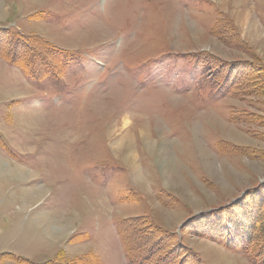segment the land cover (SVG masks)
<instances>
[{"label": "rangeland", "instance_id": "1", "mask_svg": "<svg viewBox=\"0 0 264 264\" xmlns=\"http://www.w3.org/2000/svg\"><path fill=\"white\" fill-rule=\"evenodd\" d=\"M0 27L73 58L39 82L0 59V256L11 255L0 264H44L60 250L131 264L121 220L177 234L264 189V95L217 89L228 73L203 58L264 67V0H0ZM180 238L205 264H251Z\"/></svg>", "mask_w": 264, "mask_h": 264}, {"label": "trees", "instance_id": "2", "mask_svg": "<svg viewBox=\"0 0 264 264\" xmlns=\"http://www.w3.org/2000/svg\"><path fill=\"white\" fill-rule=\"evenodd\" d=\"M37 43L34 35H24L10 28L0 27V59L17 67L33 82L58 78L73 58L67 51H61L45 41L42 44L45 52L39 51L37 46L40 45ZM205 57H208L204 60L207 67L220 71L225 69L228 73L224 81H220L219 75L214 78L219 83L217 89L221 90L220 84L227 90L232 88L231 91L249 84L252 89H256L254 94L264 95V67L259 61L225 64L211 56L203 55V58ZM196 58L194 57L198 60ZM151 226L145 216L123 219L118 223L116 229L129 263L152 264L154 261V264H205L201 256L182 244L180 233L184 230L197 238L215 243L228 252L245 255L251 264H264V242L258 244V241L264 238L262 184L247 190L238 201L193 216L181 225L177 234ZM2 257L11 255L4 254L0 256ZM44 264H99V261L93 252L68 257L60 250Z\"/></svg>", "mask_w": 264, "mask_h": 264}, {"label": "bare ground", "instance_id": "3", "mask_svg": "<svg viewBox=\"0 0 264 264\" xmlns=\"http://www.w3.org/2000/svg\"><path fill=\"white\" fill-rule=\"evenodd\" d=\"M245 15H246V13H245ZM246 21H248V23L250 24V21H252L253 22V19H251L250 20V16H248V15H246ZM242 22V21H241ZM242 23H244V22H242ZM248 23H246V24H248ZM254 23V22H253ZM244 25V24H243ZM245 26V25H244ZM248 26V25H247ZM257 29H256V26L254 25V24H251V25H249L248 26V34H249V37L250 38H253V39H255V37L257 36ZM260 34V33H259ZM260 38V37H259ZM258 39V38H257ZM259 42H260V40H259ZM126 120H128V119H126ZM125 123V122H124ZM127 130V129H126ZM126 136V135H125ZM126 143H127V139H123V140H120V141H118L116 144H114V149H116L118 152H121V151H123L124 149H126L128 146H126L125 147V145H126ZM164 149V148H163ZM160 150H162V149H160ZM126 154H129L128 156H127V159L129 160V161H134L135 160V156L133 155V154H131V152L129 151V149H127V152H126ZM125 154V155H126ZM166 160V159H165ZM162 167V166H161ZM164 170V169H163ZM198 215V214H197ZM193 217V216H192Z\"/></svg>", "mask_w": 264, "mask_h": 264}, {"label": "crops", "instance_id": "4", "mask_svg": "<svg viewBox=\"0 0 264 264\" xmlns=\"http://www.w3.org/2000/svg\"><path fill=\"white\" fill-rule=\"evenodd\" d=\"M208 213V212H207ZM64 237V236H63ZM66 237V236H65ZM203 240H205V239H203ZM206 241H208V240H206ZM220 247V246H219ZM222 248V247H221ZM223 249V248H222ZM225 250V249H224ZM226 252H228V251H226Z\"/></svg>", "mask_w": 264, "mask_h": 264}, {"label": "water", "instance_id": "5", "mask_svg": "<svg viewBox=\"0 0 264 264\" xmlns=\"http://www.w3.org/2000/svg\"><path fill=\"white\" fill-rule=\"evenodd\" d=\"M240 197H241V196H240ZM240 197H239V198H240ZM239 198H237L235 201H237ZM235 201L233 200V202H235Z\"/></svg>", "mask_w": 264, "mask_h": 264}]
</instances>
